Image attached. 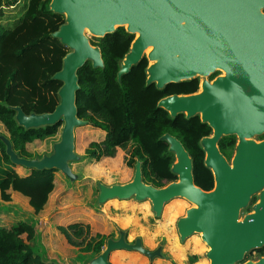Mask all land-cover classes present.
<instances>
[{
    "label": "water",
    "instance_id": "1",
    "mask_svg": "<svg viewBox=\"0 0 264 264\" xmlns=\"http://www.w3.org/2000/svg\"><path fill=\"white\" fill-rule=\"evenodd\" d=\"M49 10L64 17V24L52 37L69 49L61 69L52 76L62 82L58 104L44 113L26 114L19 106L11 108L17 124L24 128L60 124L59 139L49 154L26 158L0 134L10 162L27 169L54 168L70 182L81 177L70 166L84 157L75 152V128L87 124L77 115V70L88 60L94 68L104 65L99 46L85 32L103 38L123 28L134 38L120 61L118 79L143 57L148 61L146 84L154 83L157 88L202 77L196 92L165 96L157 106L173 117L198 115L210 126V135L199 143L214 185L203 190L195 184L189 153L177 137L165 133L160 139L174 155L171 172L176 180L162 187L148 184L137 161L129 181L97 183L96 204L109 199L148 200L154 215L160 217L165 203L183 199L189 207L175 222L181 242L199 234L209 264H264V255L245 260L248 252L264 246V140L253 139L264 132V0H50ZM148 45L153 48L145 55ZM221 69L225 74L211 81L205 78ZM228 135L236 137L229 161L218 146ZM255 194H259L258 200L240 219V210ZM116 229L118 237H108L102 250L86 264H111L109 255L118 249L137 251L150 262L164 257L163 242L149 250L140 237L129 242L126 230Z\"/></svg>",
    "mask_w": 264,
    "mask_h": 264
},
{
    "label": "trees",
    "instance_id": "2",
    "mask_svg": "<svg viewBox=\"0 0 264 264\" xmlns=\"http://www.w3.org/2000/svg\"><path fill=\"white\" fill-rule=\"evenodd\" d=\"M49 4L50 0H0V16L5 9L21 10L10 27L0 24V122L14 151L26 158L33 157L27 150L28 143L55 134L60 126L24 128L17 124L16 112L11 108L19 106L26 114L44 113L53 111L58 104L57 91L62 82L52 76L61 69L62 59L69 49L58 38L52 37L64 24V17L51 12ZM133 38L123 28L103 38H95L92 44L101 50L103 67L94 68L88 60L77 70V115L88 125L105 132L100 141L89 143L85 156L98 161L113 157L117 148L127 150L130 147L126 164L132 167L139 160L143 181L162 187L177 178L171 172L174 155L168 150V143L160 139L169 133L177 137L189 153L195 184L203 190L212 189L213 175L204 165V151L199 143L202 137L210 135V126L201 122L198 115L186 118L180 113L173 117L157 106L165 96L196 92L199 78L169 83L162 88H157L154 83L146 84L148 61L143 57L118 79L120 61ZM235 143L234 135L219 140V149L227 159L231 158ZM55 171L54 168H33L26 174H19L0 140L2 201H9L10 190H14L27 197L29 205L38 213L54 189ZM58 229L69 244L93 255L102 250L105 240L110 237L100 233L91 235L89 226L80 222ZM23 234L27 239L35 234L27 222L19 221L8 228L0 225V264H51V260L30 248L22 238ZM255 251L262 255L264 247Z\"/></svg>",
    "mask_w": 264,
    "mask_h": 264
},
{
    "label": "crops",
    "instance_id": "3",
    "mask_svg": "<svg viewBox=\"0 0 264 264\" xmlns=\"http://www.w3.org/2000/svg\"><path fill=\"white\" fill-rule=\"evenodd\" d=\"M103 158L106 159V158H112V157H103ZM76 162H79L80 166H83L84 168V167L91 165V163L96 162V160L92 158L88 159V158L83 157L80 161L71 162L70 166H71L72 171L75 173L81 174V177L78 180H75L73 182H70V180L67 177H65L59 170H56L54 173V184H55L54 189L49 195L47 204L38 213H35L33 208L29 205L27 197L23 196L17 191L10 190L11 199L9 201H2L1 208H0V219L3 220V218H6V222H7L8 220L6 216L11 215V214L14 216V214H16L20 218L17 219L16 221H13L12 225L16 224L19 221H24V222L29 223L34 228V230L42 228L44 233L46 234L45 236L46 244L52 247L54 246V243L56 242L57 247H56V250H53V252L57 251L58 253H59L60 248L63 247L64 249H66L67 245L76 247V246L69 244L65 236L58 229L59 226H66L74 222H80L83 224H87L89 228L90 226L94 227L96 223H100L101 225L100 227L104 228L106 227V222H107V225H109L113 229V234L111 235L112 238L118 237V232L116 228H120V229L126 230V238H127V241H129L130 240L129 239L130 227H133L135 224L134 217H139V216L129 215L126 218H124V216H120L118 212H115V210L111 207L109 208V206L112 205L113 203L112 201H117L118 203L128 202V201H134L137 203L148 202L149 205H150V202L148 200L136 201L133 198L125 199V200L109 199L105 201L103 204H101L100 206H98L96 204V200L98 196L97 183L102 182V181L93 180L94 185L90 186L91 183L93 182L92 180H90L91 178L86 177V175L83 174L82 170L77 171L73 168V163H76ZM15 169L17 170L19 174H22V175L26 174L29 170L24 167H15ZM127 181H123V182L115 181L113 183H117V182L124 183ZM67 183L69 184L78 183L79 185L83 186L84 187L83 194L76 190H73V188H69ZM102 183L106 185H110L109 183H106V182H102ZM89 188L91 192L95 190L96 195L94 196V198L91 201L83 202V204L81 205L74 203L77 201L76 198H80V197L83 198V196L88 193ZM15 197L17 200L24 203L25 207L23 205L19 206L18 204H14L13 202H11L12 199ZM176 200L185 201L180 198L172 199L169 202L164 204L163 211L165 207H167V205L171 201H176ZM67 201H69L70 204H68ZM163 211H162V214H163ZM150 212L152 214V218L148 217V220L149 219L156 220L162 217V214L160 217H156L154 215L153 211L151 210V205H150ZM28 216H31L32 221H33L32 224L26 221V218ZM180 216L182 215H179L178 217ZM137 221H138V225L139 223L141 224L142 232H144L145 235H143L142 233H138L134 235V237L132 238V241L136 237H140L142 240L143 246L149 250H154L161 242H163L161 252L164 257H155L150 262L147 256H144L137 251L118 249V250L112 251L109 255V261L111 264H132L129 261L125 262L121 260V256L119 255V253H122V252H134V253H138L142 255L145 258V260L143 262H139L138 264H205V263L209 264L208 259L205 256L207 247L201 241L199 236H198L199 239L194 238L196 234L190 235L183 242H181L179 240L176 227L174 231L163 233L162 236L159 237L158 232L157 233L155 231L148 232L146 229V226L142 224L140 219ZM0 225L7 227V228L12 226L10 223L7 226V224L3 222L0 223ZM96 231L98 232H95V233L101 232L100 229H97ZM202 245L205 246L204 249ZM84 253H89V252H84ZM94 256L95 255L90 253V256L88 257L87 261ZM60 259L61 258H58L56 256L50 258L51 261H54L57 264H62ZM69 264H71L70 261H69Z\"/></svg>",
    "mask_w": 264,
    "mask_h": 264
},
{
    "label": "rangeland",
    "instance_id": "4",
    "mask_svg": "<svg viewBox=\"0 0 264 264\" xmlns=\"http://www.w3.org/2000/svg\"><path fill=\"white\" fill-rule=\"evenodd\" d=\"M20 1L22 2L24 0H20ZM2 5L3 6L6 5L4 4V1ZM8 8H11V7H8ZM16 9L17 10H14V11L5 9L4 13L0 16V24L2 26L7 25L8 27H10V25L13 24V21H15L18 18L19 15L18 16L16 15L18 13L20 14L21 10L20 8H16ZM85 36L91 43L95 41V38L88 32H85ZM149 51L145 52V55L146 53H149ZM220 74H221V71L217 70L211 73L210 75L206 76L205 78L211 81ZM214 75L216 76L213 79H211L212 76ZM201 78L202 77H199V80H201ZM59 132H60V126L58 127V130L55 134L47 136L46 138L42 140L35 139L32 142L28 143L26 147H27L28 152L33 155V157L31 158H34L36 156L41 157L42 154L44 153L49 154L52 150V144L59 139ZM0 134H3L6 137H8L7 132L5 131L1 122H0ZM74 134H75V138H74L75 152L89 159L88 156L84 155L85 148L89 145L91 141H100V139L104 137L105 132L99 128L95 129V127L87 124V125L76 127ZM253 139L255 141H261V135L255 134L253 136ZM129 148L130 147H128V149ZM127 150H122L120 148H117L116 153L112 158H106V159L101 158L100 160L94 163H91V165L84 167V168L83 166H80L79 162H76V163H73V168L77 171L82 170L83 174L86 175V177H90L91 178L90 180L92 181L99 180V181L106 182L109 184L115 181H120V182L127 181L132 178L133 170L135 166V164L132 167L126 164V160L128 158ZM15 167H21V166L15 165ZM67 184L69 188H73V190H76L83 194L84 192L83 186L79 185L78 183H75V184L67 183ZM92 185H94V181L91 183L90 186ZM95 195H96L95 190L91 192L89 188L88 193L85 194L83 198L81 197L76 198L77 201L74 200L76 201L74 203L81 205L85 201H91ZM16 197L13 198L11 202H13L14 204H18L19 206L20 205L24 206V203L17 200ZM258 197H259V194L253 195L250 204L246 208L240 210V214H239L240 219H242L246 213L251 211V206L254 202L258 200ZM112 202L113 203L111 206L108 205L109 208L110 207L113 208L115 212H118L120 214V216H124V218H126L129 215L139 216V217H134L135 224L133 227H130V234H129L130 242H132V238L134 237V235L138 233H142L143 235H145V233L142 232L141 224L139 223L138 225L137 220L140 219L142 224L146 226V229L148 232L150 231L152 232L155 231L156 233L158 232L159 237H160L162 236L163 233H166L169 231L172 232L175 230L176 218L179 215H183L184 210L187 207H189V203H187L186 201H182V200L171 201L167 205V207H165L161 218L156 219V220L154 219L148 220V217L152 218V214L150 212V205L148 202H142V203H137L134 201L119 202V203L117 201H112ZM67 203L70 204L69 201H67ZM1 204H2V200L0 199V208H1ZM6 217L8 221L6 222V218H3V220L0 219V223L2 222L6 223L7 226L9 225V223L12 225L13 221H16L17 219L20 218L16 214H14V216L11 214ZM26 221L30 222L31 224L33 222L31 216H28L26 218ZM100 226H101L100 223H96L94 227L90 226V234L93 235L95 232H98L96 231L97 229H100L101 230V232L99 231L100 234L104 235L105 237L111 236L113 234V229L109 225H107V222H106V227L103 228ZM34 231H35V234L31 239H27L25 234L22 235V238L35 253H37L38 255L42 256L45 259L50 260V258L56 256L58 258H61L60 260L62 264H69V261L71 262V264L72 263L85 264L88 257L90 256V253L81 252L79 251L77 247H72L68 245L66 246L67 247L66 249H64L63 247L60 248L59 253L57 251L53 252V250H56V247H57L56 242L54 243V246L50 247L46 244V239H45L46 234L44 233L43 229L42 228L37 229V230L35 229ZM198 236L199 234H196L194 238H198ZM204 247L205 246H203V249ZM119 255L121 256V260L125 262L129 261L132 264H138L139 262H143L145 260V258L142 255L138 253H134V252H122V253H119ZM258 256L259 255L257 254V252L255 250H252L245 255V260H256ZM205 264H208V263H205Z\"/></svg>",
    "mask_w": 264,
    "mask_h": 264
},
{
    "label": "bare ground",
    "instance_id": "5",
    "mask_svg": "<svg viewBox=\"0 0 264 264\" xmlns=\"http://www.w3.org/2000/svg\"><path fill=\"white\" fill-rule=\"evenodd\" d=\"M114 27H116V26H114ZM125 27H127L126 24H125ZM86 30H87V29H85V31H86ZM138 36H139V34L136 33V34H135V37L137 38ZM152 48H153L152 45H148V46L145 48V52H147V51H149V50L151 51ZM150 51H149V52H150ZM151 62H152V61H149V63H151ZM221 73H222V74H225V71L221 69ZM201 90H202V87L200 86V90H199V91H201Z\"/></svg>",
    "mask_w": 264,
    "mask_h": 264
},
{
    "label": "flooded vegetation",
    "instance_id": "6",
    "mask_svg": "<svg viewBox=\"0 0 264 264\" xmlns=\"http://www.w3.org/2000/svg\"><path fill=\"white\" fill-rule=\"evenodd\" d=\"M217 71V70H216ZM222 74V73H221ZM216 75H214V76H212V78L211 79H213L214 77H215ZM199 87V86H198ZM199 90H200V88H199ZM261 135V140H264V132L263 133H261L260 134ZM229 160V159H228ZM214 185V184H213ZM213 188V187H212ZM253 203V202H252ZM264 247V246H263ZM262 255H264V253L262 254Z\"/></svg>",
    "mask_w": 264,
    "mask_h": 264
}]
</instances>
